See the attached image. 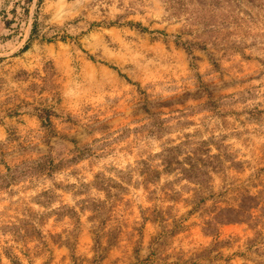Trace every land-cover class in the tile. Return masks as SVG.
<instances>
[{
    "label": "rangeland",
    "instance_id": "rangeland-1",
    "mask_svg": "<svg viewBox=\"0 0 264 264\" xmlns=\"http://www.w3.org/2000/svg\"><path fill=\"white\" fill-rule=\"evenodd\" d=\"M0 264H264V0H0Z\"/></svg>",
    "mask_w": 264,
    "mask_h": 264
},
{
    "label": "trees",
    "instance_id": "trees-1",
    "mask_svg": "<svg viewBox=\"0 0 264 264\" xmlns=\"http://www.w3.org/2000/svg\"><path fill=\"white\" fill-rule=\"evenodd\" d=\"M39 23L38 19L36 17L34 24H33V29L31 33V40L35 38L39 33ZM173 151H169L166 155H164V160L166 163L171 166L173 163L178 164V161H176V156L173 155ZM195 154H199L198 152H194L192 159L190 158L189 161H199V157L195 156ZM204 157H208V159H214L215 156H211L209 154H204ZM190 169H184V172L190 173V174H195L196 172L202 173L201 168H198L197 166L191 165ZM254 202L255 198L251 194H242L241 195V202L238 208H225L220 210V212L214 217L213 221L222 225L225 224H230L233 222H241L244 220H247L248 218L251 217V210L254 208ZM213 222H209L211 225Z\"/></svg>",
    "mask_w": 264,
    "mask_h": 264
}]
</instances>
